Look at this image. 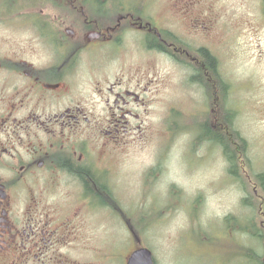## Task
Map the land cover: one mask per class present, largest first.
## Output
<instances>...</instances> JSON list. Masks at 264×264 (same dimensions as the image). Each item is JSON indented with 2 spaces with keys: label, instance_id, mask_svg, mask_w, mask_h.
I'll list each match as a JSON object with an SVG mask.
<instances>
[{
  "label": "flooded vegetation",
  "instance_id": "af4514ba",
  "mask_svg": "<svg viewBox=\"0 0 264 264\" xmlns=\"http://www.w3.org/2000/svg\"><path fill=\"white\" fill-rule=\"evenodd\" d=\"M82 1L0 0V264H114L95 234L111 215L128 231L123 147L161 138L140 152L141 196L154 195L177 136L199 153L208 142L228 167L224 132L242 134L211 0H170L182 33L161 32L147 9L156 0H121L110 16ZM112 43L103 70L88 71L90 48ZM121 56L128 72L112 80ZM160 57L172 65L163 84ZM242 136L237 151L254 165Z\"/></svg>",
  "mask_w": 264,
  "mask_h": 264
},
{
  "label": "rangeland",
  "instance_id": "374dc122",
  "mask_svg": "<svg viewBox=\"0 0 264 264\" xmlns=\"http://www.w3.org/2000/svg\"><path fill=\"white\" fill-rule=\"evenodd\" d=\"M156 1L147 9L152 7L153 19L161 32L185 31L183 24L177 27L174 21L176 17L172 13L175 10L170 0ZM79 2L82 9L83 1ZM100 2V13L109 16L121 6V0ZM211 3L212 16L217 14L216 26L223 25L224 29L218 51L220 55L227 54L223 66L231 79L229 99L240 109L239 128L249 141V155L255 162V171H252L264 173V0H211ZM86 14L85 8L80 17ZM89 51L87 70L98 74L103 70L98 62L100 58L104 53L116 52L117 47L112 43L105 51L102 46L91 47ZM124 58L121 56L118 62L110 64L112 80L120 76V70L128 72L121 64ZM158 66L159 82H168L172 65L160 57ZM166 93L172 91L166 90ZM192 145V142H185L184 137H176L157 194L144 196H141L144 187L137 177L148 160L140 152L161 148L162 140L158 134L150 132L147 141H130L123 147L128 152L125 166L133 171L127 177L131 182L119 186V191L125 195L124 203L128 204V231L123 232L118 217L111 215L106 219L103 234H100L102 230L95 234L97 238L102 235L99 242L112 263L123 264L126 254L134 247L145 246L152 251L157 264H259L253 256L247 258L239 251L241 247H248L252 255L262 252L264 255V241L236 228L230 229L225 216H233L230 224L237 226L249 223L254 213L257 223L260 220L259 226L263 217L258 209L243 204L244 194L226 170L222 153L215 151L208 142L201 145L200 153ZM133 176L136 177L132 180ZM144 197L147 199L141 204Z\"/></svg>",
  "mask_w": 264,
  "mask_h": 264
},
{
  "label": "trees",
  "instance_id": "16d2710c",
  "mask_svg": "<svg viewBox=\"0 0 264 264\" xmlns=\"http://www.w3.org/2000/svg\"><path fill=\"white\" fill-rule=\"evenodd\" d=\"M217 140L221 141L220 137L217 138ZM246 142V139L240 132L233 133V135H228L226 131L224 132L222 144L224 154L229 162L227 171L231 177L241 185V189L245 194L242 199L243 204L253 209H258L259 214L263 218L261 220V225L259 226L257 224L260 223V220L257 223L255 213L254 216L250 217V221L246 225H231L230 221L234 219L231 215L225 217V222L229 228H236L241 232L248 233L252 237H257L264 241V173L253 172L252 170L255 171V167L248 159L247 155L237 151L240 149L241 145L247 144ZM241 170L244 171L245 174H243ZM251 251L252 250L248 247H241L239 253L247 258H252L253 256L254 260L259 264H264L263 252L261 255H252Z\"/></svg>",
  "mask_w": 264,
  "mask_h": 264
},
{
  "label": "water",
  "instance_id": "95a60500",
  "mask_svg": "<svg viewBox=\"0 0 264 264\" xmlns=\"http://www.w3.org/2000/svg\"><path fill=\"white\" fill-rule=\"evenodd\" d=\"M128 264H156L153 260L152 251L147 247L135 250L129 258Z\"/></svg>",
  "mask_w": 264,
  "mask_h": 264
}]
</instances>
